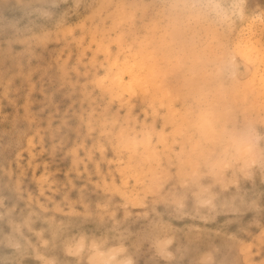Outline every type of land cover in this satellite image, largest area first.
Returning a JSON list of instances; mask_svg holds the SVG:
<instances>
[{
  "label": "snow or ice",
  "instance_id": "1",
  "mask_svg": "<svg viewBox=\"0 0 264 264\" xmlns=\"http://www.w3.org/2000/svg\"><path fill=\"white\" fill-rule=\"evenodd\" d=\"M9 6L23 16L0 18V51L23 69L65 17L53 0ZM80 8L92 14L93 47L100 41L108 47L87 75L74 67L61 73V83L79 97L61 130L75 126L92 144L74 148V157L103 163L112 156L115 179L96 164L90 179L100 181V204L88 207L89 191L79 189L81 211L48 213L36 243L29 238L35 209L45 204L33 202L17 223L19 208L9 201L23 196L22 185L6 184L0 264H264V0L78 2L69 10ZM121 61L131 70L119 74ZM14 79L6 72L5 97ZM41 182L47 187L48 178ZM193 203L209 218L250 212L256 223L258 212L259 237L251 244L239 234L223 242L203 234L176 240L166 216ZM194 247L198 257L186 259ZM145 252L151 258L139 259Z\"/></svg>",
  "mask_w": 264,
  "mask_h": 264
},
{
  "label": "bare ground",
  "instance_id": "2",
  "mask_svg": "<svg viewBox=\"0 0 264 264\" xmlns=\"http://www.w3.org/2000/svg\"><path fill=\"white\" fill-rule=\"evenodd\" d=\"M38 1V0H37ZM17 0H0V4H14ZM39 2V1H38ZM99 2V3H98ZM104 2L109 3H123L124 0H98L94 4H103ZM91 12L87 8L86 15L83 16V23L79 26L77 31L69 29L66 25L62 26L58 31L53 33L51 30L50 38L48 39L47 43L43 46H47L50 42H55L57 39L59 40L60 36H65L71 39L73 42L79 43L77 48L73 52V56H77V62L74 58V63L71 64L69 59L66 60H56L48 54L51 59L44 60L47 64V67L42 68V73H39V69L35 62L24 61L23 69L18 67L17 65H13L9 60H5L4 56L1 58L0 61V165L2 164V159L6 155V151L11 149L15 151H19L21 146L25 148L24 152L28 155H34L36 152L44 157H47V161H59L62 160L56 157V154L52 153L49 154L45 151V145L48 142V138H52L57 133V129L55 128V124L57 119L51 117V113H47L46 111H41L36 106L35 101H37L36 94H40L43 96L42 105L47 108H51L53 111L52 103H51V96H50V84L46 83L42 78L47 79H56L59 83V86L65 88V86L61 83V73L68 72L70 68L74 67L78 71L81 69H85V71L81 72V75H87L88 70L90 69L91 65L97 63H103V61L99 60V57L102 52L108 47L107 44H104L102 41L101 47L94 48L93 44L98 43L96 40L95 30L92 28V25L89 23L91 18ZM75 30V29H74ZM84 42V45H80ZM113 43L118 42V38L112 40ZM92 46L91 55L85 58L81 53L85 54L86 47ZM74 49V48H73ZM1 52V51H0ZM2 53V52H1ZM41 55V54H40ZM39 54H35V56H40ZM134 55V54H133ZM33 57V56H32ZM39 58V57H38ZM113 63H117L113 61ZM121 67L119 68V74H123L125 71H130L131 68L124 67V62H120ZM51 67V70L48 68ZM15 74V79L10 81L11 88H10V95L5 97L3 93V87L5 85V74ZM42 79L43 86L39 88L37 81L34 79ZM24 83L26 85L25 93L20 91L19 85ZM39 92V93H37ZM48 94V96H46ZM18 98L22 100L21 104H18ZM19 106V110H18ZM8 120L10 124H8ZM5 125L4 130L2 131V125ZM10 130L16 132L17 135L14 138ZM36 138L38 139V143L35 144ZM73 153V152H72ZM71 153V154H72ZM73 156V154H72ZM108 158V156L106 157ZM81 155L78 157L73 156V163L76 165L81 162ZM110 159L113 160V157ZM44 160V159H42ZM114 161V160H113ZM44 163V161H42ZM4 165L3 167H5ZM29 170L33 174L34 182H35V189L39 192L41 197L37 198L36 196L30 195L28 201H24L21 197L17 200L15 198L11 199L9 203L13 205H17L19 208V212L17 213V223H20V216L28 210L32 205L33 202L44 203L45 208L41 212L38 208L35 209L39 215L33 221V230L30 235V239L38 240L39 237L36 235L37 233H43L47 227V219L48 213H53L56 216H69L71 215V201L70 199L76 197V192L73 189H70L67 192L68 201L67 203H62L64 201L65 196L60 198L58 188L55 185V178L48 175V172L45 170L39 174L33 172L32 167L29 165ZM6 171L1 169L0 174V193L4 192V186L6 184H16L19 183L23 185V180L14 179L13 181H5L4 175ZM43 177L48 178L47 187L41 182ZM50 192V195L47 193ZM257 199H259V192L260 188H255ZM96 198L91 196L87 200L88 203H92ZM13 202V203H12ZM88 205V204H87ZM188 216L184 217L182 215L176 214L174 212H169L166 216V221L171 225V227L175 230V239L179 241H187L190 237H194L198 234H203L208 240L212 242H220L218 239H221L222 242L227 239V237L234 234H239V238L244 240L246 243L251 244L249 242V237L255 231V228L259 226L258 220V212L255 213L256 223H253V214L250 212L243 213L239 217H235L234 214L229 213L227 211H221L218 214L208 217V214L202 209L197 206L196 203L187 206L186 211L184 214ZM191 214H196V216H192ZM184 218H183V217ZM191 216V218L189 217ZM190 219H189V218ZM205 218V219H204ZM192 227L195 229L192 232H188L186 230L187 226ZM6 227L4 221L0 219V231L5 229ZM91 228L95 229V225H90ZM197 227V229L195 228ZM226 233L227 235L225 236ZM47 239V235L44 237ZM1 247V246H0ZM5 255L4 252L0 254V257ZM199 255L198 247H194L191 250V253L185 257L186 259H195ZM139 259L147 260L150 259L151 256L145 252L144 255L138 257ZM258 261V260H257Z\"/></svg>",
  "mask_w": 264,
  "mask_h": 264
},
{
  "label": "rangeland",
  "instance_id": "3",
  "mask_svg": "<svg viewBox=\"0 0 264 264\" xmlns=\"http://www.w3.org/2000/svg\"><path fill=\"white\" fill-rule=\"evenodd\" d=\"M39 1V2H38ZM35 0L36 3H42V2H48V0ZM98 0H53V2H56L61 5V15L65 17V24L69 29L74 31H77L79 26L83 23V16L87 13V8H80V9H74L69 10L71 5H74L76 3H81L84 5H92ZM117 1V0H115ZM125 2V0H124ZM99 3V2H98ZM109 3V2H104ZM12 4V3H11ZM9 4V5H11ZM65 5H68L69 7H64ZM5 14H7L10 18L12 17H18L23 16L22 12H19L17 9L12 8L11 6L8 7L7 11L4 8V4H0V18H2ZM85 17V16H84ZM61 27L52 26L50 27L49 31L51 30L53 33L58 31ZM75 29V30H74ZM56 34V33H55ZM85 43L82 42L80 45H84ZM79 43L73 42L71 39L60 36L59 40L57 39L55 42H50L45 47H39L36 52L34 53L33 57H26L25 61L29 62H35L37 64V67L39 69V73H42V68L47 67L49 64H47L44 60L51 59V57L48 55L50 54L53 56L56 60H66L69 59L71 61V64L74 63V58L77 62V56H73L74 50L77 48ZM74 48V49H73ZM92 46L86 47L85 54L81 53L85 58L89 57L91 55ZM2 52V51H1ZM0 52V61L1 58L4 56L3 53ZM35 54H41L40 56H35ZM39 57V58H38ZM88 59V58H87ZM13 65H17L16 61H13L11 59H8ZM100 60V59H99ZM51 70V67L48 68ZM46 83L50 84V96H51V103L53 111H51V108L44 107L42 105L43 102V96L40 94V97L38 94L37 101H35L36 106L41 109V111H46L47 113L52 112L51 117L56 118V124L55 128L57 129V133L52 138H48V142L45 145V151H47L49 154H56V157L61 159L62 161H47V157H44L43 155H40L36 152L34 155H28L26 152H24L25 148L24 146L20 148L19 151L15 150H7L6 155L2 159V164L0 165V174L1 169L6 171L4 178L5 181H13L14 179L23 180L24 187L22 188L23 196L21 198L24 201H28L30 195L36 196L37 198L41 197L39 195V192L36 191L35 182L33 178L32 172L29 170V165L32 167L33 172L36 174H39L43 172L44 170L48 172V175L55 178V185L56 188H58V191L60 192L59 197H64L67 192L70 189L75 190L76 197L70 199L71 207L70 210L71 213L74 212H80L81 207L77 206V200L79 196V189L81 188H87L89 191V197L93 196L96 199L92 203H88V207H92L94 204H100L103 192L98 189V185H100V181L96 179H90L91 173L94 171L96 164H101V170L105 172V174L111 173L113 176V179H115V170L113 168H110V164L116 163L112 159H110L112 156H108L106 160L101 163L100 161H96L95 163L90 159H84V156L81 155V162L78 164L73 163V156L72 152L75 148L77 153L81 151V148L84 145H87L89 150L92 148V144L89 141L84 140L82 136L79 135L78 131L76 130L75 126L67 125L61 130V122L64 121L67 117V114L69 111L75 115L76 113V107L79 97H75L73 95L72 91L67 90L66 88H62L59 86V83L56 79H47L42 78ZM35 78L34 80L37 81L39 88L43 86V80ZM20 91L25 93L26 91V85L24 83L20 84ZM48 96V94H46ZM18 104H21L22 100L18 98ZM19 110V106H18ZM10 124V121L7 122ZM2 131L4 130L5 125L2 126ZM11 135L15 138L17 133L10 130ZM1 139V138H0ZM79 141V146H78ZM38 143V139L36 138L35 144ZM44 159V160H42ZM44 161V163H42ZM6 165L5 167H3ZM67 186V192L65 193V188ZM251 187V185H249ZM259 187V180H257L255 188ZM260 188V187H259ZM47 193L50 195V192L47 191ZM13 203V202H12ZM116 203L119 204V199L117 198ZM200 208V207H199ZM186 213V212H185ZM137 216H140V213H136ZM182 215V214H180ZM187 213L183 216L186 217ZM192 216H196V214H191ZM182 216V217H183ZM183 217V218H184ZM191 218V216H189ZM188 217V218H189ZM189 218V219H190ZM141 219H143L141 217ZM205 219V218H204ZM5 228V227H4ZM197 229V227H195ZM259 226L255 228V231L253 234L249 237V242L253 243V240H256L259 237ZM5 229H2L0 232H3ZM186 230L188 232H192L195 229L190 227L189 225L186 227ZM232 236V235H231ZM230 235L228 237H231ZM218 241L222 242L221 239H218ZM33 243H36V240L33 239ZM4 252L5 249L3 246L0 247V254ZM6 254V253H5ZM27 259L34 261L35 257L30 256L27 257ZM255 259H260V248L259 244L257 242L255 246Z\"/></svg>",
  "mask_w": 264,
  "mask_h": 264
}]
</instances>
